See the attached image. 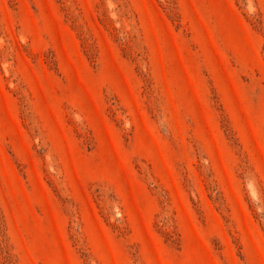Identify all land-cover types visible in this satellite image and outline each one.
Here are the masks:
<instances>
[{"label":"rangeland","instance_id":"obj_1","mask_svg":"<svg viewBox=\"0 0 264 264\" xmlns=\"http://www.w3.org/2000/svg\"><path fill=\"white\" fill-rule=\"evenodd\" d=\"M0 264H264V0H0Z\"/></svg>","mask_w":264,"mask_h":264}]
</instances>
